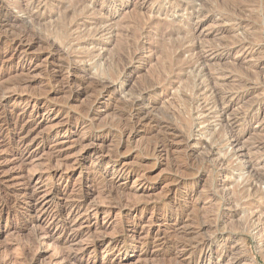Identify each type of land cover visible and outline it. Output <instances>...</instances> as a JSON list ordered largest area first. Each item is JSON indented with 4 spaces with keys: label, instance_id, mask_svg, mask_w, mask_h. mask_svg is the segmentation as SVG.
I'll list each match as a JSON object with an SVG mask.
<instances>
[{
    "label": "rangeland",
    "instance_id": "374dc122",
    "mask_svg": "<svg viewBox=\"0 0 264 264\" xmlns=\"http://www.w3.org/2000/svg\"><path fill=\"white\" fill-rule=\"evenodd\" d=\"M70 1L0 0V264H264V0Z\"/></svg>",
    "mask_w": 264,
    "mask_h": 264
},
{
    "label": "bare ground",
    "instance_id": "6f19581e",
    "mask_svg": "<svg viewBox=\"0 0 264 264\" xmlns=\"http://www.w3.org/2000/svg\"><path fill=\"white\" fill-rule=\"evenodd\" d=\"M58 1V0H57ZM86 0H72V1H70V4H69V6H67V7H65L63 10H62V12H60L61 13V19L59 20V24H57V30L55 31V38L60 42V43H64V41H65V29L66 28H69V26H70V24H66V20H67V18L69 17V15H70V13H73V15H74V13H76V10L78 9V7L80 6V5H82V3L84 4V2H85ZM250 1V0H249ZM252 1V0H251ZM87 2V1H86ZM204 2V1H203ZM214 2V1H213ZM224 3H225V0L223 1ZM223 2H221V3H223ZM262 2V1H261ZM236 3V2H235ZM204 4H206V6H208L207 5V3L205 2ZM212 4V3H211ZM210 4V5H211ZM224 5V4H223ZM19 6V5H18ZM227 6V5H226ZM242 6V5H241ZM244 6V5H243ZM20 7V6H19ZM18 7V8H19ZM232 7V6H231ZM246 7V6H245ZM244 7V8H245ZM81 8H82V6H81ZM232 9V8H231ZM240 9L241 10H243L241 7H240ZM263 9V8H262ZM83 10V9H82ZM233 11V10H232ZM58 15V14H57ZM48 17V16H47ZM70 17H72V14H71V16ZM69 17V18H70ZM35 18V17H34ZM43 18V17H42ZM93 18V17H92ZM52 19V18H51ZM54 19V18H53ZM52 19V20H53ZM42 20V19H41ZM40 20V21H41ZM55 20V22H56V18L54 19ZM44 22V21H43ZM47 22V21H46ZM167 23V22H166ZM38 24V23H37ZM136 24V23H135ZM46 25V24H45ZM51 25V24H50ZM49 25V26H50ZM127 25V24H126ZM167 25V24H166ZM81 26V25H80ZM134 26H136V25H134ZM133 26V27H134ZM32 27V26H31ZM30 27V28H31ZM47 27V26H46ZM55 27V26H54ZM128 27V26H127ZM139 27V26H138ZM135 28H137V26L135 27ZM134 28V29H135ZM53 29V28H52ZM56 29V28H55ZM60 29H62V30H60ZM130 29V28H129ZM140 29V28H139ZM165 28H163V30H164ZM47 30V29H46ZM132 30H133V28H132ZM131 30V31H132ZM162 30V29H161ZM28 31H30V29L28 30ZM27 31V32H28ZM124 31V30H123ZM176 31V30H175ZM22 33V35L20 36L21 37V41H24V40H26L25 38H27L28 37V34L29 33ZM31 32V31H30ZM133 32H135V30L133 31ZM133 32L131 33L132 35H133ZM33 33V32H32ZM43 33H44V31H43ZM120 33H122V31L120 32ZM124 33H125V31H124ZM181 33V32H180ZM123 34V33H122ZM160 34V33H159ZM165 34H166V32H165ZM191 34V33H190ZM35 35H37V34H35ZM175 35V32H172V31H170V32H168L167 34H166V36H167V38L168 39H171V37L172 36H174ZM177 35V34H176ZM184 35V34H183ZM70 36V35H69ZM73 36V35H72ZM123 36H125V35H123ZM128 36V35H127ZM134 36V35H133ZM30 37V36H29ZM120 37V36H119ZM151 38V37H150ZM175 38V37H174ZM177 39V38H176ZM29 40V39H28ZM55 40V39H54ZM117 40V39H116ZM120 40H123V39H120ZM125 40V39H124ZM126 40H127V38H126ZM129 40V39H128ZM132 40V39H131ZM130 40V41H131ZM162 40V39H161ZM163 40H167V39H163ZM173 40V39H172ZM14 41V40H13ZM31 41V40H30ZM34 41V40H33ZM129 41V42H130ZM75 42V41H74ZM81 42V41H80ZM120 42V41H119ZM132 43H133V41H131ZM130 42V43H131ZM159 42V41H158ZM161 42V41H160ZM22 43V42H21ZM51 43V42H50ZM118 43V42H117ZM121 43V42H120ZM122 43H124V42H122ZM162 43H163V41H162ZM166 43V42H165ZM125 44H127V43H125ZM163 45V44H162ZM107 46V45H106ZM117 46H118V44H117ZM127 46V45H126ZM125 46V47H126ZM131 46V45H130ZM72 47V46H71ZM128 47V46H127ZM115 48V47H114ZM124 47H122V49H123ZM162 48H163V46H162ZM126 48H124L123 50L124 51H126V50H128V49H126ZM161 49V48H160ZM158 50V49H157ZM163 50V49H162ZM198 50V49H197ZM115 51H117L116 49H115ZM135 51V50H134ZM179 51V50H178ZM118 52V51H117ZM116 52V53H117ZM159 52H161L160 50H159ZM115 53V52H114ZM128 53V52H127ZM134 53V52H133ZM132 53V54H133ZM171 53V52H170ZM69 54V53H68ZM85 54V53H84ZM113 54V53H112ZM111 54V55H112ZM123 54V53H122ZM122 54H120V55H122ZM161 54H162V52H161ZM114 55V54H113ZM117 55H118V53H117ZM158 55V54H157ZM184 55V54H183ZM105 56V55H104ZM108 56H109V54H108ZM155 56V55H154ZM165 56V55H164ZM163 56V54H162V57H164ZM84 57H86V56H84ZM88 57V56H87ZM110 58L112 57V56H109ZM114 57H116V54H115V56ZM119 57V56H118ZM134 57H135V55H134ZM180 57V56H179ZM117 58V57H116ZM121 58H123V56L121 57ZM120 58V59H121ZM132 58V57H131ZM164 58H166V57H164ZM181 58V57H180ZM112 59V58H111ZM124 59V58H123ZM135 59V58H134ZM160 59V58H159ZM158 60V59H157ZM181 61H182V59H180ZM113 61V60H112ZM125 61H127V60H125ZM99 62H101V61H99ZM98 62V63H99ZM108 62V61H107ZM119 62H120V60H119ZM119 62L117 61V63L119 64ZM177 62H178V60H177ZM108 63H110V62H108ZM116 63V64H117ZM123 63H124V61H123ZM168 63V62H167ZM167 63H166V65H167ZM179 63V62H178ZM101 64H102V62H101ZM111 64V63H110ZM185 64V63H184ZM106 65H108L107 63H106ZM111 66V65H110ZM114 66V65H113ZM117 66V65H116ZM120 66V65H119ZM97 67V66H96ZM99 67V66H98ZM109 67V66H108ZM108 67H106V68H108ZM121 67H122V65H121ZM116 68H118V67H116ZM116 68H114V69H116ZM120 68V67H119ZM67 69L68 70H71V67H70V65H68V67H67ZM100 69V68H99ZM122 69H123V67H122ZM167 69V68H166ZM169 69V68H168ZM94 70V69H93ZM101 70V69H100ZM121 70V69H120ZM102 71V70H101ZM118 71V70H117ZM123 71V70H122ZM170 71V70H169ZM105 72V71H104ZM124 72V71H123ZM118 74H119V72H118ZM124 74V73H123ZM101 75V74H100ZM108 75L109 76H113L114 78H116L117 79V76L115 75V72L113 71V68H111L110 67V69L108 70ZM126 75V74H125ZM165 76V75H164ZM189 76H191V75H189ZM133 77V76H132ZM131 77V78H132ZM173 77V76H172ZM176 77V76H175ZM102 78V77H101ZM134 78V77H133ZM176 79V78H175ZM189 79V81H190V79H191V77L190 78H188ZM95 80V79H94ZM108 80V79H107ZM128 80V79H127ZM131 80V79H130ZM178 80H179V78H178ZM192 80V79H191ZM107 82V84H108V81H106ZM66 83V82H65ZM78 83V82H77ZM93 83V82H92ZM94 85L93 86H95L96 88L97 87H100V86H109L110 84H105L104 82H102V81H98V82H96V83H93ZM185 85V84H184ZM73 86V85H72ZM153 86V85H152ZM197 86H198V84H197ZM95 87H94V89H95ZM108 88V87H107ZM192 88V87H191ZM194 88V87H193ZM192 88V89H193ZM98 89V88H97ZM103 89V88H102ZM105 89V88H104ZM197 90H198V88H197ZM2 91V90H1ZM72 91V90H71ZM100 91V90H99ZM193 91V90H192ZM96 92H97V90H96ZM100 93V92H99ZM194 93V92H193ZM192 93V94H193ZM186 98V97H185ZM187 99V98H186ZM190 99V98H189ZM2 104V103H1ZM93 104V103H92ZM93 106V105H92ZM2 108V107H1ZM89 109V108H88ZM86 110H87V108H86ZM90 111V110H89ZM226 111V110H225ZM84 112V111H83ZM89 113V112H88ZM83 114V113H82ZM119 116V115H118ZM84 117V116H83ZM124 118V117H123ZM125 119V118H124ZM123 120V119H122ZM120 121V120H119ZM125 121V120H124ZM126 121L127 122H130V121H128V119H126ZM125 121V122H126ZM123 122V121H122ZM121 123V122H120ZM127 124H129V123H127ZM127 124H126V126H127ZM123 125V124H122ZM130 125H131V123H130ZM130 125H128V126H130ZM137 125V124H136ZM120 128H122V127H120ZM132 128V127H131ZM130 129V128H129ZM122 130V129H121ZM123 134V133H122ZM217 134V133H216ZM219 135V134H218ZM150 147V146H149ZM148 149H150V148H148ZM155 149V148H154ZM105 188H106V186H105ZM115 190V189H114ZM15 192V191H14ZM113 192V191H112ZM193 192V191H192ZM108 193H110V191L108 190ZM114 193V192H113ZM7 194V193H6ZM9 195V194H8ZM11 195V194H10ZM15 195V194H14ZM13 195V196H14ZM248 195H250V193L248 194ZM3 196V192L0 190V197H2ZM7 196V195H6ZM236 196V195H235ZM12 197V196H11ZM247 197V196H246ZM249 197V196H248ZM108 198V197H107ZM16 199V198H15ZM76 199V198H75ZM80 199V198H79ZM82 199V198H81ZM15 201V200H14ZM234 201H235V199H234ZM32 202V201H31ZM236 202V201H235ZM29 203V202H28ZM134 203V202H133ZM233 203V202H232ZM79 205V204H78ZM83 205V203L82 204H80L79 206L81 207ZM135 206V205H134ZM133 206V207H134ZM27 208V207H26ZM198 208V207H197ZM46 209V208H45ZM44 209V210H45ZM42 211V210H41ZM48 215V214H51V211H50V209H48L46 212L44 211V213H43V215L41 214L40 216H38L39 218L40 217H43V216H45V215ZM33 215L32 214H29L28 215V217L26 218V220H25V222L23 223V230H27L29 227H30V225L35 221V218L33 219V217H32ZM54 217V216H53ZM57 217V216H56ZM59 217V216H58ZM237 217V216H236ZM38 218V219H39ZM217 218V217H216ZM215 218V219H216ZM248 220H249V218H248ZM65 221V220H64ZM68 221V220H67ZM194 221V220H193ZM199 221V220H198ZM212 221V220H211ZM211 221H209V223H211ZM208 222V221H207ZM68 222H64V226H63V228L66 230V233L65 234H68V232H69V225L67 224ZM212 223H213V221H212ZM200 223H198V225H199ZM203 224V223H202ZM201 225V224H200ZM72 227V226H71ZM197 227V226H196ZM203 227H204V225H203ZM239 227V226H238ZM202 229H204V228H202ZM74 231V230H73ZM64 232V231H63ZM48 234V233H47ZM45 232L44 233H41V234H35V237L36 236H39L40 235V238H42V237H47L48 239L49 238H52L49 234L47 235ZM34 237V236H33ZM37 238V237H36ZM34 239V238H33ZM50 240V239H49ZM53 240H54V238H53ZM29 241V240H28ZM45 241V240H44ZM201 241V240H200ZM199 241V242H200ZM41 243L40 244H38V248H39V246H42L41 244H42V242L43 241H40ZM207 242L208 241H202V242H200L198 245H197V249H198V252L199 253H204L205 251H206V246H207ZM39 243V242H38ZM49 242L47 241V244H48ZM27 244V243H26ZM50 244V243H49ZM177 244V243H176ZM53 245H54V243H53ZM187 246V245H186ZM194 247H195V245H194ZM34 251V250H33ZM219 252V251H218ZM7 254V253H6ZM68 254V253H67ZM30 251H27V252H25L24 253V256H25V259L27 260L26 261V263H28V264H34V262H36L35 260L36 259H34V258H30ZM32 255V254H31ZM34 255V254H33ZM22 257V256H21ZM69 257V256H68ZM23 258V257H22ZM62 258L64 259V258H66V256H65V254H63L62 255ZM62 259V260H63ZM7 262V261H6ZM4 263V262H3ZM6 264V263H5ZM174 264V263H173ZM175 264H177V262L175 263Z\"/></svg>",
    "mask_w": 264,
    "mask_h": 264
}]
</instances>
